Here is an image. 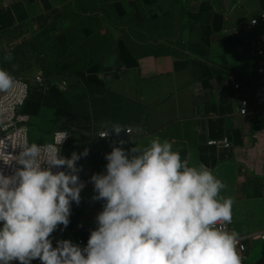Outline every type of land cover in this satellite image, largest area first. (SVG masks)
Returning <instances> with one entry per match:
<instances>
[{"label": "crops", "instance_id": "0c3cea01", "mask_svg": "<svg viewBox=\"0 0 264 264\" xmlns=\"http://www.w3.org/2000/svg\"><path fill=\"white\" fill-rule=\"evenodd\" d=\"M67 1L0 0V48L11 49L41 30ZM262 10L264 0H203L193 15L200 34L185 55H141L120 40L103 68L80 74L101 95L99 102L77 106L67 94L68 85L34 83L21 110L30 116V128L34 124L39 129L32 143L49 142L56 130H67L68 157L89 150L77 162L89 186L81 193L80 204H71L67 228L60 225L53 232L54 247L63 239L78 244V238L85 247L97 227L104 201L93 200L96 193L90 177L105 172L106 142L99 133L113 124L132 129L122 145L125 150L143 148L159 137L171 142L182 158L190 156L192 164L206 165L226 186L221 196L234 201L235 228L264 232V96L256 100L251 113L238 112L244 85L255 77V64L239 32ZM238 81L243 86L235 89ZM98 108L105 111L100 120L92 116L88 121V114L81 113ZM222 138L231 145L208 144ZM247 261L264 264V242L252 243Z\"/></svg>", "mask_w": 264, "mask_h": 264}, {"label": "clouds", "instance_id": "9594fccd", "mask_svg": "<svg viewBox=\"0 0 264 264\" xmlns=\"http://www.w3.org/2000/svg\"><path fill=\"white\" fill-rule=\"evenodd\" d=\"M15 83L0 68V92ZM122 131L113 124L99 137ZM68 136L57 132L44 144L25 139L15 156L0 147V160L17 165L10 175L0 170V264H242L237 234L221 227L231 222L234 203L221 196L225 184L159 137L128 150L123 140L113 142L105 172L90 177L93 200L104 205L87 245L63 239L54 247L53 232L67 228L71 204H80L85 187L77 162L89 150L62 156Z\"/></svg>", "mask_w": 264, "mask_h": 264}, {"label": "rangeland", "instance_id": "374dc122", "mask_svg": "<svg viewBox=\"0 0 264 264\" xmlns=\"http://www.w3.org/2000/svg\"><path fill=\"white\" fill-rule=\"evenodd\" d=\"M202 1L92 0L89 4L87 0H68L52 22L51 33L45 32L17 52L0 48V68L28 81L31 87L36 86L34 77L39 72L54 80L65 79L74 105L99 102L101 95L87 85L82 71L103 68L113 53L104 57V51L112 44L117 48L120 40L133 43L139 52L185 55L200 34L193 15ZM9 53L11 58L6 60ZM81 113L88 114L86 120L90 121L102 119L105 111L82 109ZM38 134L33 124L29 143ZM67 148L66 144L65 157L69 156Z\"/></svg>", "mask_w": 264, "mask_h": 264}, {"label": "built area", "instance_id": "2783aa9c", "mask_svg": "<svg viewBox=\"0 0 264 264\" xmlns=\"http://www.w3.org/2000/svg\"><path fill=\"white\" fill-rule=\"evenodd\" d=\"M253 21H255V23H253ZM239 35L242 37L246 50L255 64V77L253 81L244 85L246 93L239 99L238 102V112L241 115H246L255 109L254 105L256 100H259L264 96V10H262L258 15L249 18L240 30ZM14 79L16 83L10 91L6 93L0 92V147H6V153L13 156L18 155L21 151V149L17 147L20 142L25 139L29 142L30 116L23 113L21 110L31 94V84L28 81L19 77H14ZM34 83L38 85L55 83L63 88H66L68 85V82L65 79H59L58 81L53 82L41 72L35 75ZM242 86L243 85L240 81L234 84L235 89H240ZM124 130L125 132L122 131L119 136L112 133L107 138L100 137L104 140V142H106V150L103 155V159L106 164L107 161L105 159V155L111 152L113 142H116V146H118L119 141H124L125 137L132 133L131 128H125ZM61 131L66 132L69 135L61 145V155L63 156V150L70 138V133L67 130H56L53 133L51 141L38 144L53 142L55 133ZM208 144L229 147L231 142L228 138H222L211 139ZM6 159L11 160L12 157L8 156ZM16 167L17 165L15 161H12L11 164H5L4 161L0 160V170H2L6 175L12 174ZM79 176L80 180L85 183V187L81 191L82 193L89 186V178L81 173H79ZM235 225L236 217L232 213L231 222L221 225V227L229 232L237 234V250L243 263L247 261L252 243L256 241L264 242V232L261 233L241 230L235 228ZM77 241L82 247L85 245L82 238H78Z\"/></svg>", "mask_w": 264, "mask_h": 264}, {"label": "trees", "instance_id": "16d2710c", "mask_svg": "<svg viewBox=\"0 0 264 264\" xmlns=\"http://www.w3.org/2000/svg\"><path fill=\"white\" fill-rule=\"evenodd\" d=\"M72 1H76V0H72ZM82 1V0H80ZM89 1V4L92 3V0H87ZM68 6V4L64 7L66 8ZM64 10V9H63ZM58 14H56L54 17H53V20H51L46 26H44L41 30L37 31L36 33H34L31 37H29L28 39L24 40L23 42L19 43L18 45L14 46L11 51L12 52H17L19 51L22 47L26 46V45H29V44H32L33 41H35L38 37H40V35L44 34L45 32H49L51 33L52 30H54V27H51L52 25V22L55 20V17L57 16ZM126 43L128 44L129 48L134 52V53H138V54H141V55H149V54H155V55H162V54H165V53H155V52H139L135 46H133V43L129 42V41H126ZM10 51V52H11ZM116 51V47H114V45H110L109 46V49L107 51H104L103 53V56L106 57L107 55H110L112 52L114 53ZM112 53V54H113ZM166 53H169V52H166ZM101 62V61H100ZM50 78V77H48ZM242 264H250V262L248 261H245L243 262Z\"/></svg>", "mask_w": 264, "mask_h": 264}]
</instances>
